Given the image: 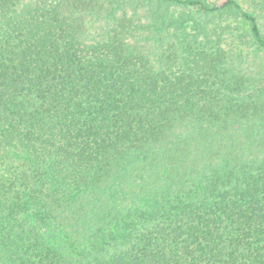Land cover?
Returning a JSON list of instances; mask_svg holds the SVG:
<instances>
[{"label": "trees", "instance_id": "16d2710c", "mask_svg": "<svg viewBox=\"0 0 264 264\" xmlns=\"http://www.w3.org/2000/svg\"><path fill=\"white\" fill-rule=\"evenodd\" d=\"M0 264H264V0H0Z\"/></svg>", "mask_w": 264, "mask_h": 264}]
</instances>
